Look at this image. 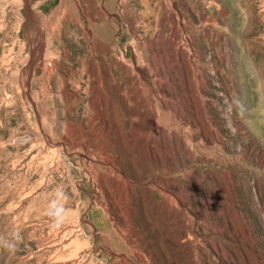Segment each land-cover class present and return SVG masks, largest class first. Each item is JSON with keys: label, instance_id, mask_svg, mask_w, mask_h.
I'll return each instance as SVG.
<instances>
[{"label": "rangeland", "instance_id": "374dc122", "mask_svg": "<svg viewBox=\"0 0 264 264\" xmlns=\"http://www.w3.org/2000/svg\"><path fill=\"white\" fill-rule=\"evenodd\" d=\"M229 1L0 0V264H264V0Z\"/></svg>", "mask_w": 264, "mask_h": 264}, {"label": "clouds", "instance_id": "9594fccd", "mask_svg": "<svg viewBox=\"0 0 264 264\" xmlns=\"http://www.w3.org/2000/svg\"><path fill=\"white\" fill-rule=\"evenodd\" d=\"M66 199L65 194L62 191H58L56 198L49 203L47 215L51 217V227L53 229L61 228L68 217V209L65 207ZM21 239L19 231L13 232L10 240L0 235V245H3L9 251H14L16 242H19Z\"/></svg>", "mask_w": 264, "mask_h": 264}, {"label": "bare ground", "instance_id": "6f19581e", "mask_svg": "<svg viewBox=\"0 0 264 264\" xmlns=\"http://www.w3.org/2000/svg\"><path fill=\"white\" fill-rule=\"evenodd\" d=\"M228 1H229V0H227V2H228ZM231 1H232V0H231ZM229 2H230V1H229ZM229 2H228V3H229ZM242 2H244V4H243ZM242 2H241V3H242V5H243V7H245V9H246V8H249L248 1H246V0H242ZM258 23H259V22H258ZM86 49H87V48H86ZM90 49H92V48H90ZM89 52H90V50H89ZM141 82H142V81H141ZM128 84H129V83H128Z\"/></svg>", "mask_w": 264, "mask_h": 264}]
</instances>
